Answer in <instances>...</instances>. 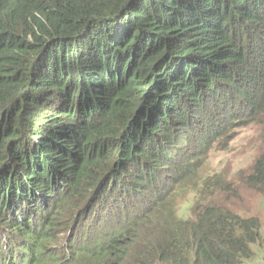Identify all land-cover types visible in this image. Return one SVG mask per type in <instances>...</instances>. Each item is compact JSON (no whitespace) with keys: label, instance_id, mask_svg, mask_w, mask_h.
<instances>
[{"label":"trees","instance_id":"obj_1","mask_svg":"<svg viewBox=\"0 0 264 264\" xmlns=\"http://www.w3.org/2000/svg\"><path fill=\"white\" fill-rule=\"evenodd\" d=\"M251 124L264 197V0H0V264L250 263L201 168Z\"/></svg>","mask_w":264,"mask_h":264},{"label":"rangeland","instance_id":"obj_2","mask_svg":"<svg viewBox=\"0 0 264 264\" xmlns=\"http://www.w3.org/2000/svg\"><path fill=\"white\" fill-rule=\"evenodd\" d=\"M259 152L260 131L257 126L251 124L237 130L227 146L211 149L201 168L205 176L224 178L237 184L232 193L238 192L239 189V197L227 200L224 204L242 216H257L261 221L262 240L260 244L253 246L254 256L248 264H264V197L258 192L246 189L240 181V176L251 167ZM225 195H230V193H225ZM208 200L212 201L206 197L201 199V203L205 205L209 202ZM192 201L191 194L187 193L183 196L178 201V214L188 215L186 212L191 211L190 208L194 205Z\"/></svg>","mask_w":264,"mask_h":264}]
</instances>
